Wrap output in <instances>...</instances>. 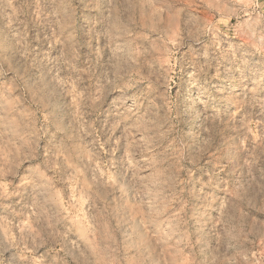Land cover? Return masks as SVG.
<instances>
[{"label":"rangeland","instance_id":"374dc122","mask_svg":"<svg viewBox=\"0 0 264 264\" xmlns=\"http://www.w3.org/2000/svg\"><path fill=\"white\" fill-rule=\"evenodd\" d=\"M0 264H264V0H0Z\"/></svg>","mask_w":264,"mask_h":264},{"label":"bare ground","instance_id":"6f19581e","mask_svg":"<svg viewBox=\"0 0 264 264\" xmlns=\"http://www.w3.org/2000/svg\"><path fill=\"white\" fill-rule=\"evenodd\" d=\"M193 100H194V103L193 104H195V102H196L195 98Z\"/></svg>","mask_w":264,"mask_h":264}]
</instances>
